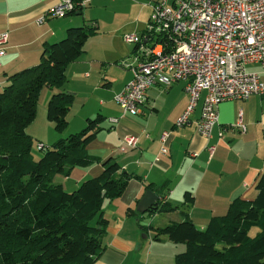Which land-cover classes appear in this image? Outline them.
<instances>
[{
  "label": "crops",
  "instance_id": "0c3cea01",
  "mask_svg": "<svg viewBox=\"0 0 264 264\" xmlns=\"http://www.w3.org/2000/svg\"><path fill=\"white\" fill-rule=\"evenodd\" d=\"M121 1L125 2L90 0L81 14L46 19L36 25L35 21L42 16L44 10L54 6L57 0H0V33L7 34L3 45L4 55L0 58V87L5 84L7 76L35 65L42 44L62 38L67 27L83 23L95 25L96 30L84 43L83 53L75 62L65 66V82L59 88L73 92L74 101L79 94L74 83H80L89 94L87 98L91 103H87L86 99L84 103L74 105L72 101L67 114V127L62 136L80 130L84 120L93 117L90 112L96 108L94 114H99L102 122L108 118H117V122L112 126L106 124V147L95 151L91 142L102 133L103 127L100 124L102 129L86 145L87 154L98 158L99 162H95L90 168L85 167L82 176L70 185L72 188L80 180L98 175L100 162L104 157H112L122 172L133 177L129 178L119 197L105 200L101 205L102 216L107 221L100 237L104 248L92 264H174V256L182 252L184 246L172 243L165 236L154 239L149 227L158 228L183 219L180 205L184 192L192 195L193 202L185 212L197 229H203L210 217L223 215L234 199L250 200L254 197L255 181L264 172V98L250 96L241 101L219 103L216 108L217 123L212 127L207 141L195 131L203 93L188 121L181 127L174 126L188 104L182 82H176L167 88L154 84L146 91L137 115L121 116L114 106L116 104L113 98L132 77L130 68L138 57L137 48L133 51L135 46L132 44L131 55L128 57L131 63L126 60L116 63L118 67L112 69L108 76L110 80L104 74L107 64L99 61L107 59H95L90 55V50H97L94 42L96 35L102 33H99L97 25L98 22L102 23L99 15L120 6ZM171 2L172 0L166 3ZM107 26H112V23ZM142 35L141 32L140 36ZM123 63L125 66L121 65ZM248 67L252 70H246L247 72L257 73L264 81L258 65L250 64L246 66ZM53 91L55 90L46 87L39 91L35 119L36 108L42 110ZM101 94L108 97V101L98 99L97 96ZM80 95L83 97V92ZM237 122L243 126V131L231 128ZM161 132L169 133L165 154L160 153L161 143L158 137ZM28 134L41 146H49L61 136L53 131L48 121L45 122L42 133ZM125 137H135L136 145L133 149L127 148L121 152L120 142ZM207 146H213L210 156L206 151ZM64 180L67 182V179ZM57 184L63 188L60 182ZM147 185H150V189H145ZM145 190L157 196V201L166 202L178 209L156 214L135 212V205ZM128 209L135 214L129 213Z\"/></svg>",
  "mask_w": 264,
  "mask_h": 264
},
{
  "label": "trees",
  "instance_id": "16d2710c",
  "mask_svg": "<svg viewBox=\"0 0 264 264\" xmlns=\"http://www.w3.org/2000/svg\"><path fill=\"white\" fill-rule=\"evenodd\" d=\"M70 1L74 10L65 16L81 14L77 0ZM95 30L89 23L67 27L62 38L42 44L35 65L7 76L1 87L0 264H92L103 251L100 237L107 221L101 205L119 197L133 176L108 157L100 162L98 175L81 181L70 192L52 183L55 174L66 176L73 168L99 162L87 154L86 145L102 129V117H88L77 132L58 138L49 147H38L42 153L36 160L31 155L33 139L25 131L35 117L37 97L44 87L55 90L46 102V120L55 133L65 131L73 95L59 90L65 82L64 69L83 53L87 37ZM161 40L156 37L153 42ZM254 190L252 199H234L223 215L210 217L203 229L187 218L185 211L193 198L184 192L183 219L149 227L153 238L165 236L184 246L174 256V264H264V172L258 175ZM177 209L156 201L148 213ZM250 229H255L252 236Z\"/></svg>",
  "mask_w": 264,
  "mask_h": 264
},
{
  "label": "built area",
  "instance_id": "2783aa9c",
  "mask_svg": "<svg viewBox=\"0 0 264 264\" xmlns=\"http://www.w3.org/2000/svg\"><path fill=\"white\" fill-rule=\"evenodd\" d=\"M89 1L77 0L75 5L83 8ZM72 10L70 0H57L35 24L61 18ZM145 28L142 36H123L126 43L136 46L138 57L130 68V81L113 98L121 116L137 115L146 91L154 84L167 88L182 82L188 104L174 126L188 121L203 93L195 131L207 141L217 123L219 103L250 96L264 98V81L257 73L246 71V66L256 64L264 76V0H172L171 4L160 0L150 5ZM156 37L163 40L154 43ZM6 40V32L0 33V58ZM116 122L117 118L107 119L111 126ZM234 127L243 131L239 122ZM168 136V132L159 134L161 154L166 153ZM135 145V137H125L119 150ZM206 151L210 156L213 146H207Z\"/></svg>",
  "mask_w": 264,
  "mask_h": 264
},
{
  "label": "rangeland",
  "instance_id": "374dc122",
  "mask_svg": "<svg viewBox=\"0 0 264 264\" xmlns=\"http://www.w3.org/2000/svg\"><path fill=\"white\" fill-rule=\"evenodd\" d=\"M113 1V0H110ZM160 0H125L119 2L120 6H117L113 10H107L104 12H101V16L99 15L100 20L102 23L98 22V30L99 33H104L103 36L102 33L101 35H96V39H94V42L96 43V51H91L90 50V55L92 58L99 59H107V60H99L100 62H104V64H107V70H104V74L107 79L109 75H111L112 69L117 66L116 63L122 60H126L127 62L131 63V60H129V56L131 55V48L132 44L126 43L123 40V36H128V35H135L136 37H139L141 34V30L145 29L147 25V20L150 14V5L153 4L154 2H157ZM171 0H166L167 3H170ZM109 23H112V26H107ZM110 44V47L108 45ZM129 60V61H128ZM108 61V62H106ZM100 62H95L99 63ZM118 67V66H117ZM102 69L99 71V74L101 75ZM247 71L252 70V68L248 67L246 68ZM105 71H107L105 73ZM72 85V84H70ZM74 87L79 91L78 97H75V100L73 101L74 105L84 103L83 101L87 99V103H91L89 99L87 98L89 94L83 89V87L80 85V83H74ZM2 87V86H1ZM0 87V90H1ZM102 91H105V89H101ZM80 92H83V97L80 95ZM73 93V92H69ZM98 99H101V101H108V97L105 95H98ZM47 102V101H46ZM113 104V103H112ZM114 105V104H113ZM46 106V105H45ZM73 106V105H72ZM116 109H119L117 105H114ZM96 110H93L90 112L91 116H94ZM107 119L102 122L101 126L103 127L102 133L98 134L97 139L93 140L91 142V146H93L95 151L102 150L106 147L107 143V137L104 135L107 132ZM47 122L46 117H45V107L40 110L39 107L36 108V119L34 117L33 121L26 127V133H33V132H43V126ZM78 130V129H77ZM75 130V131H77ZM112 130V129H111ZM64 133V132H63ZM29 135V134H28ZM61 135L59 138H63L65 136H62V133L59 134ZM32 138V137H31ZM32 145H31V155L34 160L38 159L39 156L41 155V151L37 149V143L35 138H32ZM44 147H49L48 145L44 144ZM105 159V157L103 158ZM96 163L93 162L91 163L87 168H90L94 166ZM99 166V165H98ZM86 168H74L73 172L69 174L68 176H62L60 174H55L52 179L53 184L61 183L63 186V190L66 192H70L74 190L77 185L83 181L80 180V182L71 188V185L73 181L76 179H79L82 174L85 172ZM99 171H101V168L99 167ZM67 179V182L64 180ZM89 179V178H87ZM249 236H252L255 234V229H250L248 232Z\"/></svg>",
  "mask_w": 264,
  "mask_h": 264
},
{
  "label": "water",
  "instance_id": "95a60500",
  "mask_svg": "<svg viewBox=\"0 0 264 264\" xmlns=\"http://www.w3.org/2000/svg\"><path fill=\"white\" fill-rule=\"evenodd\" d=\"M144 42L145 39H143V43ZM156 201L157 196H155L151 191L145 190L136 203L134 210L139 214L147 213Z\"/></svg>",
  "mask_w": 264,
  "mask_h": 264
}]
</instances>
